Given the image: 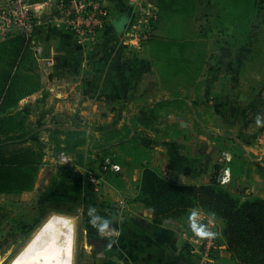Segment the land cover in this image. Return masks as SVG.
Segmentation results:
<instances>
[{
	"label": "rangeland",
	"instance_id": "rangeland-1",
	"mask_svg": "<svg viewBox=\"0 0 264 264\" xmlns=\"http://www.w3.org/2000/svg\"><path fill=\"white\" fill-rule=\"evenodd\" d=\"M154 2L159 11V20L147 48L163 73V81L167 86L164 92L180 100L188 98L191 101L189 109L181 103L175 110L185 117L193 113L190 121V124H193V136L188 137V134L182 132L183 137H179L180 140L177 139L174 143L173 138H170L174 134L173 124L164 122L161 133L166 135L162 137L160 132H156L158 123H155L150 114L144 121H140L139 134L134 144L126 143L123 136L113 139L115 142L120 141V144L116 145L117 148H113L111 139L106 138V135L90 141L84 136L82 143H78L83 146V173L82 185L80 184V190L77 191H74L72 186L66 190L59 188L63 181V172L58 168L54 171L52 167L50 170L49 167L44 169V156L41 155L36 174V191L31 193L32 196L25 198L18 208L14 207L9 199L0 202V264H10L37 229L54 213L68 216L75 221L74 264H90L87 260L91 259L94 250L105 247L109 240L110 236L106 232L112 225L109 224L112 219L118 222L124 211L146 207L139 199L141 178L136 186L139 181L136 176L139 175L141 167L163 171L170 169L171 164L178 161L181 165L193 167L198 173V176L192 179L193 182L180 184L200 186L207 184L203 181L208 176L211 179L215 166H219L218 176L220 175L221 168L224 167L220 157H225V149L241 152L236 136L241 135L250 120L256 116L250 112L252 107L253 110L258 107L250 102L249 98L264 90V0H226L232 8L220 11L202 9L200 6L204 0ZM213 3L215 5L216 2L212 1V7ZM228 73L237 78L227 77ZM212 98L229 99L226 118L220 117L222 114L218 113V110H224V106L221 108L217 102H211V106H207ZM163 110L169 113L172 107L164 106ZM20 112L17 107L8 109L9 115L14 116L17 123V127L11 129H15L13 131L17 141L24 147L35 146V150H43L45 141L48 142L44 133L54 128L59 132V127L64 124L62 121L45 123L21 115ZM186 126L184 124L183 128L187 129ZM10 127L11 125L7 124V128ZM203 132L206 138L202 137ZM56 139L58 141L59 137ZM161 143L164 146L163 151L159 146ZM87 148L96 151L94 150L92 155H85ZM173 152L175 154L172 155ZM110 154L115 155L112 161L120 164L119 172L114 173L106 167L105 159ZM46 159L49 161V158ZM231 163L234 168L237 167L238 173L250 174L251 170L242 165L241 160L234 162L233 159ZM122 169L130 171L131 176ZM67 172L63 174L69 177L70 173ZM90 173L98 176V186L90 181ZM159 173L178 182L174 174L170 178L163 172ZM48 181L50 185L47 184ZM239 188L241 189L240 185H226L227 191L242 201L250 198L264 199L258 195L243 198ZM190 199L191 202L182 216L190 219L197 216L209 217L222 234L228 223L227 219L206 209L195 199ZM167 209L171 213L180 211L175 207ZM106 210L111 213L112 217L109 219L104 213ZM17 212L19 214L14 215ZM98 226H101V229L96 232ZM247 239L245 235L238 244H234V251L228 250L232 260L236 264H264V254L255 253L256 246L250 244ZM220 240L221 243L225 240L223 234Z\"/></svg>",
	"mask_w": 264,
	"mask_h": 264
},
{
	"label": "crops",
	"instance_id": "crops-1",
	"mask_svg": "<svg viewBox=\"0 0 264 264\" xmlns=\"http://www.w3.org/2000/svg\"><path fill=\"white\" fill-rule=\"evenodd\" d=\"M37 1L45 3L35 29L36 43L41 46V53L30 45L34 62L32 73L38 78V85L21 98L16 107L19 112L22 111L20 114L26 117L45 123H64L59 127V132L54 128L44 133L48 142L45 141L44 144L46 149L44 147L43 168L49 167L50 170L52 167L54 171L58 168L61 173H70L69 177L62 173L63 181L59 188L66 190L72 186L74 191L80 190L83 146L78 143H82L84 136L90 141L106 135V138L111 139L113 148L120 144V141L114 140L123 136L126 143L134 144L139 134L140 121L150 115L154 117L155 123H158L155 130L160 132L162 137L166 135L162 134L163 123L173 124L174 134L170 138H173L174 143L177 139L180 140L179 137H183L182 132L188 134V137L193 136V124H190L193 113L185 117L175 110L181 103L189 109L191 101L188 98L180 100L164 92L167 86L163 81V73L152 57L153 54L150 55L147 48L149 43L143 49H138L134 43L130 45L125 40L124 31L134 16L133 0H105L109 12V26L99 36L93 49L78 43L76 37L59 21L54 5L47 0ZM212 1L216 2L213 7ZM200 7L219 11L232 8L226 0H204ZM227 77L237 78L231 73H228ZM249 101L258 106L254 110L252 107L250 111L256 116L250 120V127L248 125L241 135L236 136L241 152L230 149L223 152L230 160H225L224 156L220 157L224 164L221 169L230 170L232 179L228 184L240 185L241 189L238 190L243 198L253 195L264 198V90L251 95ZM209 102V107L211 102H217L221 108L224 106V110L220 109L218 113L222 114L220 117L226 118L230 104L228 98H212ZM164 106H170L172 110L168 113L163 110ZM184 124L187 129L183 128ZM69 133L72 135L68 136ZM56 137H59L58 141ZM202 137L206 138L204 132ZM159 146L163 151V144ZM86 150L85 155H92L95 149ZM48 152L54 154L49 155ZM161 154L164 155L163 152ZM63 157L69 160L68 164L62 161ZM233 159L234 162L241 160L242 165L251 170L250 174L238 173L237 167L234 168L231 163ZM179 164L177 161L171 164L170 169L163 171L152 169L159 170L170 178L174 174L179 183L193 182L192 179L198 176L197 171L191 166ZM143 168L141 167L139 175L136 176L139 179L136 186L139 185ZM122 170L131 176L130 171ZM209 182L208 176L203 183ZM47 184L50 185V181ZM36 185L37 177L30 189L0 193V202L9 199V202L18 208L25 198H29L31 193L36 191ZM104 213L107 219L112 217L109 210ZM18 214L17 212L14 215ZM190 222L191 219L185 216L166 217L162 222H156L149 208L141 206L139 209H128L120 216L118 222L112 219V223H109L112 225L106 232L110 236L106 246L96 248L87 262L200 264L197 257L189 252ZM100 229L101 226H98L96 232ZM110 230H115L116 233L111 234ZM209 264H236L225 240H222L217 257Z\"/></svg>",
	"mask_w": 264,
	"mask_h": 264
},
{
	"label": "trees",
	"instance_id": "trees-1",
	"mask_svg": "<svg viewBox=\"0 0 264 264\" xmlns=\"http://www.w3.org/2000/svg\"><path fill=\"white\" fill-rule=\"evenodd\" d=\"M33 66L30 42L24 35L14 33L0 42V193L32 188L39 160L45 154L44 149L19 145L15 129H11L17 127V123L8 113V109L16 107L21 98L37 87L38 78L32 73ZM7 124L11 125L10 129ZM219 169L215 166L209 183L195 186L172 181L145 166L139 199L152 210L156 222H162L166 217H181L190 198L195 199L206 209L227 219L222 234L229 251H234V244L246 235L250 244L256 246L255 253L264 254V199L242 201L232 195L218 180ZM167 207L180 211L171 213Z\"/></svg>",
	"mask_w": 264,
	"mask_h": 264
},
{
	"label": "built area",
	"instance_id": "built-area-1",
	"mask_svg": "<svg viewBox=\"0 0 264 264\" xmlns=\"http://www.w3.org/2000/svg\"><path fill=\"white\" fill-rule=\"evenodd\" d=\"M56 7L59 21L85 48L93 49L99 36L109 26V12L105 0H47ZM44 2L37 0H0V40L14 33L24 35L30 45L41 53V46L36 43L35 29L44 9ZM134 16L124 31L128 44L134 43L136 48L143 49L152 39L159 20V11L154 0H133ZM16 26V31L13 30ZM115 155L105 159L106 167L116 173L121 170L119 163L112 161ZM225 160L230 158L225 155ZM69 163L66 157L62 158ZM90 181L98 186V176L90 173ZM232 179L228 168L222 170L218 180L226 185ZM191 238L189 252L196 256L200 264L214 261L221 246V232L213 219L209 217H193L190 222ZM111 234L115 230L109 231Z\"/></svg>",
	"mask_w": 264,
	"mask_h": 264
},
{
	"label": "bare ground",
	"instance_id": "bare-ground-1",
	"mask_svg": "<svg viewBox=\"0 0 264 264\" xmlns=\"http://www.w3.org/2000/svg\"><path fill=\"white\" fill-rule=\"evenodd\" d=\"M75 221L54 213L10 264H74Z\"/></svg>",
	"mask_w": 264,
	"mask_h": 264
},
{
	"label": "water",
	"instance_id": "water-1",
	"mask_svg": "<svg viewBox=\"0 0 264 264\" xmlns=\"http://www.w3.org/2000/svg\"><path fill=\"white\" fill-rule=\"evenodd\" d=\"M17 27L16 26H13V30L16 31Z\"/></svg>",
	"mask_w": 264,
	"mask_h": 264
}]
</instances>
